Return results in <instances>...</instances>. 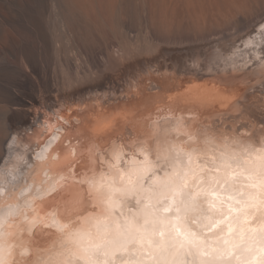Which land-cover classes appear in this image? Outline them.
I'll return each mask as SVG.
<instances>
[{
  "label": "bare ground",
  "instance_id": "6f19581e",
  "mask_svg": "<svg viewBox=\"0 0 264 264\" xmlns=\"http://www.w3.org/2000/svg\"><path fill=\"white\" fill-rule=\"evenodd\" d=\"M0 264H264V0H0Z\"/></svg>",
  "mask_w": 264,
  "mask_h": 264
},
{
  "label": "snow or ice",
  "instance_id": "6c2138e0",
  "mask_svg": "<svg viewBox=\"0 0 264 264\" xmlns=\"http://www.w3.org/2000/svg\"><path fill=\"white\" fill-rule=\"evenodd\" d=\"M189 171L192 173L191 177H182L180 183L175 185H169L165 183L163 185L162 191L160 193L162 200H169L168 204H164L162 207L163 212H171L175 211L178 215L175 217L176 220L181 219H190L192 221H198L201 218L207 220L208 223L205 227L208 231H212L215 228H218L220 224L224 222V219L228 217L231 213V208L228 209V212H224L218 209L217 201L221 204L224 202V194L229 193L232 185L235 181V173H225L219 176L211 177V182H207L205 177L201 175L204 172L203 168H200L199 172H197L193 168H189ZM216 172H220V169H215ZM189 180L192 181V189H190ZM211 197V198H210ZM227 199H232L231 195H227ZM177 201H179L177 203ZM207 204V208L204 205ZM173 205H176L173 208ZM214 209L219 211V219H214L213 217L216 215L213 212ZM183 213V216L179 215ZM209 213H212L211 215ZM151 223L153 226V230H155L156 224H169L170 218L161 217L158 220H149L145 218L144 225ZM173 228H176V225H172ZM165 234V229L161 228L159 230V235L163 237ZM193 239L196 238L195 232L190 233ZM135 237L130 238L128 242L135 241ZM159 246V244H157Z\"/></svg>",
  "mask_w": 264,
  "mask_h": 264
}]
</instances>
